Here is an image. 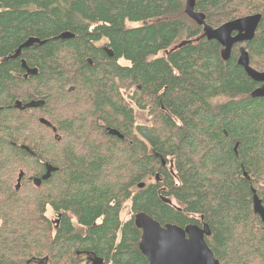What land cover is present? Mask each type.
I'll use <instances>...</instances> for the list:
<instances>
[{
    "label": "trees",
    "instance_id": "trees-1",
    "mask_svg": "<svg viewBox=\"0 0 264 264\" xmlns=\"http://www.w3.org/2000/svg\"><path fill=\"white\" fill-rule=\"evenodd\" d=\"M185 6L0 0V264H78L82 254L148 264L139 213L162 226L206 224L219 264H264V224L252 210V190L264 205V98L237 65L243 47L264 72V0H195L212 28L261 16L228 61ZM22 61L36 74L24 78ZM128 100L149 125L135 124ZM45 164L55 171L31 185Z\"/></svg>",
    "mask_w": 264,
    "mask_h": 264
},
{
    "label": "water",
    "instance_id": "water-1",
    "mask_svg": "<svg viewBox=\"0 0 264 264\" xmlns=\"http://www.w3.org/2000/svg\"><path fill=\"white\" fill-rule=\"evenodd\" d=\"M194 2L195 0H186L185 11L198 26L203 28L207 40L215 41L221 46V58L223 61H228L234 45L247 43L253 39L261 20L259 14L237 18L217 28H212L205 25L204 18L199 13L194 12ZM72 37L73 35L69 33L61 36L63 40ZM34 43H37V41L29 40L22 47L27 48ZM19 52L20 49L17 50L16 55ZM237 65L242 67L253 82L260 84L253 92V97L264 98V72L256 71L250 67L248 54L243 47L239 48ZM22 67L27 70L23 61ZM29 73H31L30 75H35L36 71L32 70ZM17 104L18 106L20 105L19 103ZM40 123L46 126L49 125L43 119L40 120ZM107 133L122 139V136L115 130L107 129ZM54 171L55 169L46 165L45 173L42 177L34 180L35 185L39 186L42 181L48 180ZM22 175L21 172L18 175L16 189L20 187ZM143 185H138V188H143ZM252 210L264 224V206L254 190ZM134 220L136 227L141 232L138 248L148 264H219L205 242V237L210 235V230L206 224L202 227L188 225L184 228L173 224L162 226L143 213L135 215ZM98 261L101 262L100 260Z\"/></svg>",
    "mask_w": 264,
    "mask_h": 264
},
{
    "label": "rangeland",
    "instance_id": "rangeland-1",
    "mask_svg": "<svg viewBox=\"0 0 264 264\" xmlns=\"http://www.w3.org/2000/svg\"><path fill=\"white\" fill-rule=\"evenodd\" d=\"M205 25H206V24H205ZM102 45H104L103 42H102L101 44H99V46H101V47H102ZM120 64L125 65L126 63L120 62ZM128 102H130V101L128 100ZM129 105L132 106V107H133V110H134L135 124H136V125H149V120H150V118H149V116H148L147 111H141V110L137 109V108L134 106V104L131 105V102H130ZM30 178H31L30 176L27 177V181H29ZM31 185H32V184H31ZM173 203H174V202H173ZM174 204H175V203H174ZM51 213H52V212H51V209H47V211H46V216H47L48 218H50L51 220H54V219H55V216L52 215ZM131 217H132V213H131V204L128 202V203H126V204L123 206V208H122V210H121V212H120L119 218H120L121 222L124 223V222L130 220ZM80 264H82V262H81Z\"/></svg>",
    "mask_w": 264,
    "mask_h": 264
},
{
    "label": "flooded vegetation",
    "instance_id": "flooded-vegetation-1",
    "mask_svg": "<svg viewBox=\"0 0 264 264\" xmlns=\"http://www.w3.org/2000/svg\"><path fill=\"white\" fill-rule=\"evenodd\" d=\"M102 42L100 41L99 43H97V47L98 48H100L101 46H99V44H101ZM101 48H103V45H102V47ZM16 55V54H15ZM18 55H19V53L16 55V56H14V57H18ZM21 67H22V62H21ZM23 68V67H22ZM27 68V70H25L24 68V70H25V75H24V78H27L28 76H31L30 74L31 73H29L30 71H32V70H34V71H36L35 69H29L28 67H26ZM18 103V102H17ZM16 103V107H18V108H21V105H19L18 106V104ZM20 104V103H19ZM45 167H46V164H45ZM42 177V176H41ZM40 177V178H41ZM40 178H30V182H31V184L32 185H34V186H37V185H35V183H34V180L35 179H40ZM43 182V181H42ZM41 182V183H42ZM40 186V185H39ZM252 194H253V190H252ZM256 194V193H255ZM253 196V195H252ZM260 199V198H259ZM261 200V199H260ZM264 206V205H263ZM51 214L52 215H54L55 216V213L51 210ZM50 219V218H49ZM51 220V219H50ZM51 222H53V224L55 225L56 224V221H55V219L54 220H51ZM78 264H80L81 262H82V264H102V261L101 262H99L98 260H96V258H94L93 256H89V255H85V254H82V255H79L78 256Z\"/></svg>",
    "mask_w": 264,
    "mask_h": 264
}]
</instances>
